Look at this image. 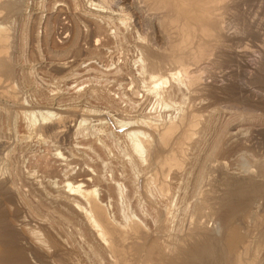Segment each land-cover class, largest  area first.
<instances>
[{"label":"rangeland","instance_id":"obj_1","mask_svg":"<svg viewBox=\"0 0 264 264\" xmlns=\"http://www.w3.org/2000/svg\"><path fill=\"white\" fill-rule=\"evenodd\" d=\"M160 1L0 0V264H264V0Z\"/></svg>","mask_w":264,"mask_h":264},{"label":"bare ground","instance_id":"obj_2","mask_svg":"<svg viewBox=\"0 0 264 264\" xmlns=\"http://www.w3.org/2000/svg\"><path fill=\"white\" fill-rule=\"evenodd\" d=\"M59 1V0H58ZM102 1V0H101ZM162 1V3L164 2V0H161ZM160 1V2H161ZM174 1V0H173ZM177 1V0H176ZM221 0H197V1H194V0H184V5L183 6H181L180 7V9L179 10H181V17H180V13L178 12V11H175V13L177 12V13H179V17H177L178 16V14H177V16H176V14H175V16H176V19H174V20H177V18L179 19L180 18V20L178 21H176L177 23L176 24H178V28H176V30H179L177 33L180 35V39L178 40L179 41V45L182 43V45L183 44H186L187 46H189L190 44H189V42L191 43H193V39L194 38H192L194 35H196V34H198V33H201L203 36H204V38H205V36H211L212 35V31H210L211 29V27H215V25L214 26H212L211 24H210V22L209 21H211V23H212V21H215L214 20V17H216L215 19H218V17L217 16H215V14L217 13V12H215V11H217L218 9H219V3H221L220 2ZM222 1H224V0H222ZM64 2V1H63ZM171 2H172V0H171ZM175 2V1H174ZM178 2H181L180 0L178 1ZM178 2H176L177 4H178ZM230 2V1H229ZM155 4H156V2H154ZM170 3V2H169ZM173 3V2H172ZM189 3L191 4V3H193L194 5L193 6H195L196 7V10H191L190 9V12H189V9H188V6L186 5V4H188L189 5ZM153 4V3H152ZM154 4V5H155ZM158 4V3H157ZM160 4V3H159ZM164 4H165V2H164ZM171 4V3H170ZM223 4V3H222ZM69 5V4H68ZM153 5V6H154ZM166 5V4H165ZM181 5V4H180ZM197 5V6H196ZM76 6V5H75ZM160 6H162V5H160ZM170 6H172V7H174L175 9L176 8H178L177 6H173V5H169L168 7L170 8V9H172ZM187 6V7H186ZM201 6H203V7H201ZM133 7V6H132ZM164 7H166L167 8V6H164ZM191 7V6H190ZM189 7V8H190ZM154 8H156V7H154ZM159 8V7H158ZM173 8V9H174ZM218 8V9H217ZM169 9V10H170ZM224 9V8H223ZM157 10V9H156ZM177 10V9H176ZM219 11H220V9H219ZM136 12V11H135ZM162 12V11H161ZM222 12V11H221ZM88 13V12H87ZM218 14V13H217ZM221 14V13H220ZM186 19H185V18ZM79 18V17H78ZM213 18V19H212ZM110 19V18H109ZM209 19H212V20H209ZM168 20V19H167ZM206 20H209V21H206ZM170 21V20H169ZM219 21V20H218ZM81 22V21H80ZM93 22V21H92ZM124 22V21H123ZM209 22V23H208ZM115 23V22H114ZM167 23H168V21H167ZM206 23H208V24H210L211 25V27L209 28L208 27V24H206ZM166 24V23H165ZM170 24H174V23H172V21H171V23ZM2 25V24H1ZM0 25V26H1ZM167 25V24H166ZM175 25V24H174ZM109 26V25H108ZM173 26V25H172ZM175 26H177V25H175ZM174 26V27H175ZM164 27V26H163ZM1 29V28H0ZM49 29V28H48ZM175 29V28H174ZM213 29V28H212ZM100 30V29H99ZM166 30V29H165ZM174 31V30H173ZM1 32L2 31H0V54H1V51L5 48V46H3V45H5V40H6V34L5 35H3L4 33H2L1 34ZM48 33V32H47ZM46 33V34H47ZM98 33V32H97ZM166 33V32H165ZM175 33H176V31H175ZM176 33V34H177ZM109 34V33H108ZM211 34V35H210ZM214 35V34H213ZM66 36V35H65ZM64 36V37H65ZM78 34H76L75 35V37L73 38V40L74 39H77L78 38ZM98 36V35H97ZM100 37H101V35H100ZM107 38V37H106ZM200 38V37H199ZM203 38V37H202ZM201 38V39H202ZM207 38V37H206ZM192 40V41H191ZM198 40V39H197ZM200 40V39H199ZM77 41V40H76ZM111 41V40H110ZM177 41V40H176ZM195 41V40H194ZM201 41V40H200ZM203 41V40H202ZM75 42V41H74ZM196 42H198V43H200L199 41H196ZM204 42H205V40H204ZM4 43V44H3ZM76 43V42H75ZM90 43V42H89ZM111 43V42H110ZM141 43V42H140ZM176 43V42H175ZM205 43H207V41L205 42ZM3 44V45H2ZM70 44V43H69ZM74 44V43H73ZM103 44V43H102ZM109 44V43H108ZM174 44V43H173ZM172 44V46H174V48H175V46L176 45H173ZM197 44V43H196ZM208 44V43H207ZM179 45H178V47H179ZM204 45V44H203ZM202 45V46H203ZM185 46V45H184ZM184 46H182L183 48H184ZM191 47H193L192 46V44L190 45ZM198 45H196V47H197ZM200 46V45H199ZM197 47L198 49L200 48V47ZM100 47V46H99ZM195 47V48H196ZM110 48V47H109ZM177 48V47H176ZM201 48H203V47H201ZM208 48V47H207ZM73 49V48H72ZM93 49V48H92ZM179 49H181V48H179ZM178 49V50H179ZM71 50V49H70ZM90 50V49H89ZM95 50V49H94ZM147 50V49H146ZM155 50V49H154ZM154 50H152V51H154ZM190 50H191V48H190ZM4 51V50H3ZM152 51H150V49L149 50H147V53H148V55L150 56V58L152 59L151 61H152V63L151 64H154V65H157L156 63V60H155V55H154V52H152ZM180 51V50H179ZM202 51V50H201ZM205 51V50H204ZM5 52V51H4ZM72 52V51H71ZM96 52V51H95ZM94 52V53H95ZM199 52V51H198ZM93 53V54H94ZM201 53V52H200ZM202 53H203V51H202ZM3 54H5V53H3ZM2 54V55H3ZM78 54V53H77ZM105 54V53H104ZM75 55V54H74ZM79 55H80V53H79ZM75 56H77V55H75ZM94 56V55H93ZM3 57V56H2ZM1 57V58H2ZM5 57V56H4ZM76 58V57H75ZM168 58V57H167ZM2 60V59H1ZM70 60V59H69ZM172 61H174V60H172ZM64 62H67V61H64ZM64 62H62V66H64L63 65V63ZM1 63V62H0ZM58 63V62H57ZM70 63V62H69ZM170 63V62H169ZM60 64V63H59ZM66 64V63H65ZM75 65V64H74ZM62 66H60V67H62ZM95 66V65H94ZM161 68V67H160ZM184 69V68H183ZM187 69V68H186ZM167 70V69H166ZM149 71V70H148ZM163 71V70H162ZM90 72V71H89ZM156 72V71H155ZM154 72V73H155ZM186 72H189V71H186ZM146 73V72H145ZM116 74V73H115ZM174 74V73H173ZM177 75V74H176ZM194 75V74H193ZM148 76V75H147ZM169 77H170V75H168ZM174 76V75H173ZM192 76V75H191ZM153 78L155 77V76H152ZM156 78V77H155ZM197 78V77H196ZM162 79V78H161ZM154 80V79H153ZM192 80V79H191ZM198 80V79H197ZM166 82V81H165ZM199 82V81H198ZM190 83H192V82H190ZM151 84V83H150ZM159 93V92H158ZM5 95V94H4ZM188 117V116H187ZM190 117V116H189ZM192 117V116H191ZM185 118V117H184ZM181 123V122H180ZM189 123V122H188ZM193 123V122H192ZM125 125V124H124ZM165 125V124H164ZM182 125V124H181ZM186 125V124H185ZM192 126V125H191ZM176 127V126H175ZM185 127V126H184ZM189 127V126H188ZM187 127V128H188ZM193 127V126H192ZM195 127V126H194ZM173 128V127H172ZM171 128V126L169 127V128H167L163 133H164V136H162L163 137V139H165V140H168L170 137H171V135H172V133H174L173 132V129ZM155 129V128H154ZM191 129V128H190ZM195 129V128H194ZM197 130V129H196ZM163 133H162V135H163ZM161 134V133H160ZM188 136V135H187ZM195 136V135H194ZM191 137V136H190ZM183 138V137H182ZM160 139V138H159ZM164 141V140H163ZM177 141V140H176ZM192 141V140H191ZM158 142V141H157ZM161 142V141H160ZM165 142V141H164ZM174 142V141H173ZM163 143V142H162ZM169 143V142H168ZM161 145V144H160ZM173 145H175V144H173ZM189 145V144H188ZM181 146V145H180ZM185 147V146H184ZM172 148V147H171ZM189 148V147H188ZM174 149V148H173ZM138 151V150H137ZM157 151V150H156ZM178 151V150H177ZM171 152V151H170ZM157 153V152H156ZM180 153V152H179ZM177 154V153H176ZM157 155V154H156ZM175 155V154H174ZM173 155V156H174ZM159 156V155H158ZM175 157V156H174ZM176 158V157H175ZM179 158V157H178ZM177 158V159H178ZM159 159V158H158ZM162 159V158H161ZM188 159V158H187ZM165 160V159H164ZM167 160V159H166ZM157 161V160H156ZM159 161V160H158ZM163 162V161H162ZM176 162V161H175ZM166 164H167V162H165ZM165 163H162L163 164V166H164V164ZM165 164V167L167 168L168 167V165H166ZM157 165H159V164H157ZM156 166V165H155ZM162 166V165H161ZM162 166V167H163ZM178 166V165H177ZM157 168V167H156ZM157 170V169H156ZM163 170V169H162ZM161 170V171H162ZM160 171V170H159ZM167 172V171H166ZM157 173V172H156ZM159 173V172H158ZM164 175H166V173L164 174ZM158 177V176H157ZM158 184V183H157ZM149 186V185H148ZM69 187H71V189H74L73 188V186H71L70 184H69ZM77 189H79V187H77L76 188V190ZM94 191V190H93ZM161 191V190H160ZM90 192V191H89ZM89 192H87V194L89 193ZM85 194V193H84ZM86 194V195H87ZM92 194V193H91ZM86 195H83V196H86ZM90 195V194H89ZM88 195V196H89ZM93 195V194H92ZM91 199V198H90ZM70 201V200H69ZM89 201V200H88ZM87 200H86V203L88 202ZM77 202V201H76ZM83 202V201H82ZM96 202V201H95ZM89 205V204H88ZM93 205V204H92ZM95 206H98L97 204H94ZM100 205V204H99ZM94 208V207H93ZM98 208H100L99 206H98ZM97 209V208H96ZM98 211V210H97ZM98 213L100 214V210L98 211ZM92 215V214H91ZM101 216V215H100ZM90 217H92L93 218V216H90ZM98 219V218H97ZM95 220V219H94ZM93 220V221H94ZM99 220V219H98ZM97 220V221H98ZM90 221H92V220H90ZM96 222V221H95ZM100 223V222H99ZM95 224V223H94ZM97 224V223H96ZM98 225V224H97ZM100 225V224H99ZM102 225V224H101ZM97 229H98V227H96ZM100 228V227H99ZM101 230V232H102V228L100 229ZM104 231V230H103ZM124 231V230H123ZM134 231L136 232V229H134ZM137 231H139V230H137ZM99 232V231H98ZM106 232H104V234H105ZM103 234V233H102ZM100 235H101V233H100ZM120 235H121V239H126V234L125 233H123V232H121L120 233ZM102 236V235H101ZM119 236V235H118ZM136 237V236H135ZM103 238V237H102ZM104 239H106V235H105V237H104ZM136 239H137V237H136ZM119 242V241H118ZM135 242V241H134ZM153 245V244H152Z\"/></svg>","mask_w":264,"mask_h":264}]
</instances>
